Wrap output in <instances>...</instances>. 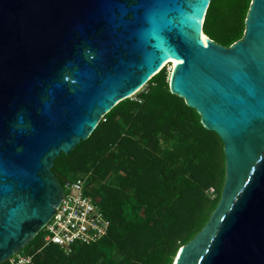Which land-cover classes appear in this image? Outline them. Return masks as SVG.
<instances>
[{
	"label": "water",
	"instance_id": "water-1",
	"mask_svg": "<svg viewBox=\"0 0 264 264\" xmlns=\"http://www.w3.org/2000/svg\"><path fill=\"white\" fill-rule=\"evenodd\" d=\"M210 0H0V264L55 214L51 168L175 58L169 89L222 140L225 182L174 264H264V0L224 47Z\"/></svg>",
	"mask_w": 264,
	"mask_h": 264
},
{
	"label": "trees",
	"instance_id": "trees-1",
	"mask_svg": "<svg viewBox=\"0 0 264 264\" xmlns=\"http://www.w3.org/2000/svg\"><path fill=\"white\" fill-rule=\"evenodd\" d=\"M251 1L210 0L203 33L230 47L244 35ZM170 73L164 66L51 168L61 185L70 174L89 173L85 193L109 221L107 234L67 255L43 247L40 232L23 250L39 249L32 264H174L204 228L225 182L224 145L171 94Z\"/></svg>",
	"mask_w": 264,
	"mask_h": 264
},
{
	"label": "built area",
	"instance_id": "built-area-1",
	"mask_svg": "<svg viewBox=\"0 0 264 264\" xmlns=\"http://www.w3.org/2000/svg\"><path fill=\"white\" fill-rule=\"evenodd\" d=\"M88 177L89 173H74L64 179L60 204L50 221L40 231L43 232V247L56 245L69 255L75 245H89L107 234L109 221L95 200L85 193ZM38 252L39 249L31 253L21 251L6 262L32 264Z\"/></svg>",
	"mask_w": 264,
	"mask_h": 264
},
{
	"label": "bare ground",
	"instance_id": "bare-ground-1",
	"mask_svg": "<svg viewBox=\"0 0 264 264\" xmlns=\"http://www.w3.org/2000/svg\"><path fill=\"white\" fill-rule=\"evenodd\" d=\"M196 34L197 35H202V29H201V27L198 28V31H197ZM166 64H170L171 65V69L170 70H172L175 67V65L177 64V61H176L175 58H172V59L167 60Z\"/></svg>",
	"mask_w": 264,
	"mask_h": 264
},
{
	"label": "rangeland",
	"instance_id": "rangeland-1",
	"mask_svg": "<svg viewBox=\"0 0 264 264\" xmlns=\"http://www.w3.org/2000/svg\"><path fill=\"white\" fill-rule=\"evenodd\" d=\"M165 68H166V71L167 72H171V65L170 64H168V65H165ZM145 88H143L142 90H144ZM142 90H140L139 92H141ZM136 95V94H135ZM131 98H134V96H132ZM208 196L209 197H211V196H213V193H212V190H210L209 192H208Z\"/></svg>",
	"mask_w": 264,
	"mask_h": 264
}]
</instances>
